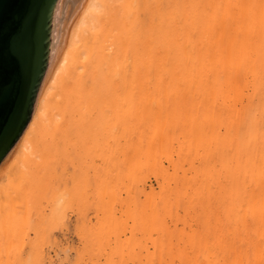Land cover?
Segmentation results:
<instances>
[{
  "label": "bare ground",
  "instance_id": "1",
  "mask_svg": "<svg viewBox=\"0 0 264 264\" xmlns=\"http://www.w3.org/2000/svg\"><path fill=\"white\" fill-rule=\"evenodd\" d=\"M61 4L0 162V264L53 261L90 179L97 220L69 264H264V0H84L55 49Z\"/></svg>",
  "mask_w": 264,
  "mask_h": 264
},
{
  "label": "water",
  "instance_id": "2",
  "mask_svg": "<svg viewBox=\"0 0 264 264\" xmlns=\"http://www.w3.org/2000/svg\"><path fill=\"white\" fill-rule=\"evenodd\" d=\"M57 0H0V162L27 126L48 67Z\"/></svg>",
  "mask_w": 264,
  "mask_h": 264
},
{
  "label": "rangeland",
  "instance_id": "3",
  "mask_svg": "<svg viewBox=\"0 0 264 264\" xmlns=\"http://www.w3.org/2000/svg\"><path fill=\"white\" fill-rule=\"evenodd\" d=\"M73 1L74 0H62V4L60 5L59 10L56 12V14H57V18L55 19L56 20V26H55L56 28H55V33H53V35H54L53 36V40L55 42V49H58L60 47L59 45H63L64 46L65 43H67V41L69 39V36H70V33H71V30L73 28V25L78 20V18L81 15V12L83 11V7H81V5L84 3V0H77V2H75V3ZM63 2H65V3H63ZM53 25H54V23H53ZM64 40H65V42H64ZM51 41H52V39H51ZM51 52L52 51H50V53ZM51 60L49 59L48 67H47V69H46V71L44 73V76L42 78L41 84L39 86V89H38V92H37V95H36V99H35V103H34V107L36 106L35 104L37 103L38 98L40 96L41 89H42L41 86H43V81H44V78L46 77V74H47V72L49 70V66H50L49 64H50ZM34 107H33V109H34ZM75 145L77 146V149H78V142L77 143L75 142ZM75 147H74V151L77 150ZM74 151H73V153L76 154ZM74 154H72V156H74ZM12 160H11V162H12ZM90 160L91 159H89V161ZM29 163H30V159L26 158V157L24 158V156H23V160H21L19 162V164H18L19 170H18L17 173H20L21 168L22 167H26V165L29 164ZM70 163H72V162L69 161L68 165ZM91 164H92V166H94L93 163H91ZM71 165L72 164L69 165V168L72 171L73 166H71ZM92 173H93V171L91 170L90 174L92 175ZM18 180H19V177H16L15 181H11L10 178L7 176L5 181H4V185H5V187L10 186L11 182H17ZM150 183L153 186H156V188L158 189L157 185L159 183H158V179L157 178L152 177L151 180H150ZM93 185H95L94 180L90 179V181L85 185V187H83V189L85 190V193H84V195L82 193L83 196L80 197V199H79L80 201H78V203L77 202H73L72 204H70L69 206H71V207L67 208V213H66V216H65L66 218L64 217L65 220L63 219V221L60 220L59 222L56 223L57 226L55 225V227H56L57 230L54 227L55 236H57V238L61 242L63 241L62 243H65V246H63L64 244L59 242L60 245L59 246L57 245L58 246L57 247L56 243L53 244L54 242L51 241V243L53 245H55V246H53L52 244L51 245L49 244L50 242L47 243V241H46V243L48 245L45 244L46 245L45 246L43 244L44 245V249L47 250L51 254L53 261H51L50 263L49 262L45 263V261L43 262V261L40 260V261L37 262V264H69L70 261L72 262L75 259V257L77 256V253L80 252L83 249L84 243H85V241L83 239H85V238H84V235H82V233L84 231H86L87 228H91L92 229L91 225H94L96 223V220H97L96 213H95L96 207H95V205L92 206V203L94 202V199L92 200V198H93V196H92ZM84 190H83V192H84ZM87 198H89L88 201L90 203H88L86 201ZM82 201L84 202V204H82ZM80 203L83 205V207L85 206V208L82 207L83 208L82 211L84 210L83 211L84 212L83 215H86L85 217L87 219L85 220V222L88 225H86V223L83 224L84 223L83 221H82L83 223H81V220L83 218L77 217V216H79V212H80L79 207L82 206ZM93 204H95V203H93ZM86 208H88V209H86ZM81 216H82V214H81ZM79 219H81V220H79ZM87 220H90V221H87ZM78 223H80L81 225L78 224ZM66 224H68V225H66ZM63 226H65V227L63 228ZM66 226H68V227H66ZM81 226H82V228H81ZM84 227H86V229H84ZM83 229H84V231H83ZM88 230L90 232V229H88ZM86 232L88 233V231H86ZM85 233H83V234H85ZM66 256H68V258H66Z\"/></svg>",
  "mask_w": 264,
  "mask_h": 264
}]
</instances>
